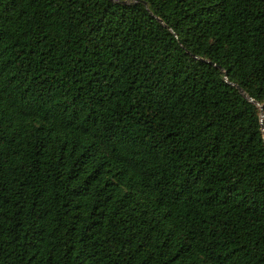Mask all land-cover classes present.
<instances>
[{"label": "trees", "instance_id": "16d2710c", "mask_svg": "<svg viewBox=\"0 0 264 264\" xmlns=\"http://www.w3.org/2000/svg\"><path fill=\"white\" fill-rule=\"evenodd\" d=\"M0 264H264V0H0Z\"/></svg>", "mask_w": 264, "mask_h": 264}, {"label": "water", "instance_id": "95a60500", "mask_svg": "<svg viewBox=\"0 0 264 264\" xmlns=\"http://www.w3.org/2000/svg\"><path fill=\"white\" fill-rule=\"evenodd\" d=\"M239 91H240V93L242 94V95H244L245 97H247L246 96V94L241 90V89H239ZM251 100V99H250ZM262 116V115H261Z\"/></svg>", "mask_w": 264, "mask_h": 264}]
</instances>
